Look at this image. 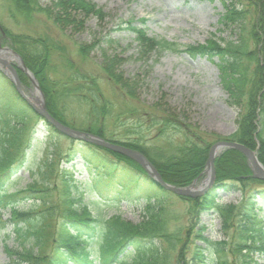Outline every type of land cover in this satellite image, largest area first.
<instances>
[{
  "label": "trees",
  "instance_id": "obj_1",
  "mask_svg": "<svg viewBox=\"0 0 264 264\" xmlns=\"http://www.w3.org/2000/svg\"><path fill=\"white\" fill-rule=\"evenodd\" d=\"M7 1L13 8L10 12L12 17L16 14L29 18L31 14L40 12L38 0ZM222 1L224 13L219 22L230 31L229 36L211 39L204 45L180 47L166 39L147 36L145 29L136 27L133 21L125 22L124 28L135 35L142 48L140 53L169 51L183 52L191 58L216 57L227 103L239 108L236 130L225 138L197 131L172 111L163 110L162 113L168 118L161 121L163 117L160 116L153 122L154 125L162 124L158 127V136L166 139L167 135L179 136V141L175 143L168 141V150L160 148L156 151L144 146L143 135L138 134L139 130L135 127L126 126L121 133H112L103 125H98L108 110L105 106L97 107L101 103L95 97H89L96 88L94 77H81L78 74L76 85L48 80L45 73L50 49L45 47L43 41L28 35L5 33L12 49L20 54L38 80L47 111L55 119L77 129L62 114L64 107L57 106L61 102L58 101L60 97H75L88 107L85 118L90 125L80 131L141 152L165 182L186 186L204 169L210 146L221 139L236 141L256 150L257 158L264 166V133L261 128L264 120V0H252L253 11L248 6L239 8L231 1ZM47 13L61 28L71 26L79 29L76 24L79 15L86 17L101 13V10L89 0H52ZM247 15L252 16L248 21ZM139 22L144 24L143 19ZM0 38V42L4 43L5 37L0 35ZM90 49L83 47L79 53L82 57L88 56ZM110 61L105 56L101 66L105 78L117 81L116 85L119 83L120 89L133 97L135 86L128 79H123L116 72L114 60L112 63ZM17 73L20 83H27L22 72L17 70ZM85 86L89 95L84 92ZM1 95L0 209L7 208L10 212L9 220L13 223L12 232L16 242L14 248L4 246L8 258L5 264H112L116 261L120 264H264L254 258V255H259L264 260V216L260 207L255 206L256 197L264 199V180L251 176L246 158L240 151L228 149L214 159V183L204 194L195 198H181L164 190L137 162L121 153L72 138H68L71 146L62 152L56 142L59 132L38 116L0 71ZM35 120L40 121L43 128L44 149L40 156L39 143L31 148L27 142L29 138L25 136V131L29 129L27 125ZM22 123L25 126H18ZM169 129L172 134H168ZM131 135H140V138H130ZM73 153H79L86 163L80 171H89L98 178L105 175L102 187L93 184L82 188L72 173L64 170L60 171L62 177L56 180L59 172L56 162L59 159L69 162ZM84 154H97L98 158H89ZM23 169L30 178L24 186L11 192L8 187L2 186L9 177L20 178L18 175ZM253 186L257 187L251 189ZM236 189L245 196L237 206L219 201L221 192ZM100 191L110 193L112 205L115 206L123 201L137 202L136 197L142 196L144 203L140 221L132 223L120 215L94 218L90 203L95 205L100 202V197L96 198V193L100 194ZM86 193L93 202L85 200ZM27 200H33L29 209L20 210L19 203ZM173 200L183 202L184 208H187L190 225L186 228L181 226L172 230L169 227ZM206 211L219 215L221 230L228 234L227 239L206 237L204 225L199 224L194 228L199 215ZM55 215L59 223L50 229V219ZM192 237L201 244L192 243ZM50 239L52 248L48 254L44 250L50 244ZM176 247L178 251L173 260L168 251ZM186 254L189 256L186 257Z\"/></svg>",
  "mask_w": 264,
  "mask_h": 264
},
{
  "label": "rangeland",
  "instance_id": "obj_2",
  "mask_svg": "<svg viewBox=\"0 0 264 264\" xmlns=\"http://www.w3.org/2000/svg\"><path fill=\"white\" fill-rule=\"evenodd\" d=\"M89 1L94 3L95 7L101 10V13L86 17H80L79 15L78 21L76 20L79 29H73L71 26L61 28L58 22L49 17L47 11L52 0H38L40 12L31 14L29 18L16 16V14L12 17L10 14L13 11L11 4L7 0H0V29L5 35V42L2 46H8L12 49L5 32L41 39L45 47L50 49V56L47 61L49 65L45 73L48 80H59L62 83L67 82L76 85L79 75L81 77L84 75L94 77L93 82L96 84L94 92L89 95L90 92L87 93L86 86L84 92L89 97H95L102 104V106L97 104V107H107L108 114L105 115L102 121L100 120V124L98 122V125H103L112 133H121L123 127L126 126L133 129L135 127L139 130L138 134L143 135L144 146L151 150L158 151L160 148L168 150L170 147L167 145L168 141L170 143L179 141L177 140L179 137L177 134L167 135V139L164 136H158V127L162 124H153L154 120L160 118V116L163 117L161 121L168 118V116L165 117L166 114L162 113L166 109L178 115L179 119L187 122L197 131L207 135L214 134L220 138H225L235 132L239 108L229 106L227 103V95L221 85L216 67L218 62L216 57L211 59L205 56L191 58L183 52L173 53L169 51L140 53L142 48L135 35L124 28L126 21H133L136 27L144 28L149 37L163 38L176 43L180 47L196 44L204 45L211 39L215 40L229 36L230 31L219 22L224 13L222 0ZM224 1L227 3L231 1L239 8L248 6L249 10L253 11L252 0ZM251 17V15H247L246 20L248 21ZM141 19H143L144 24H140ZM83 47L92 48L88 56L82 57L79 53V50ZM37 49H40V47H37ZM105 56L110 58L111 61L114 60L116 72H119L123 79H128L130 84L135 86L133 97L126 95V91L120 89V84L117 83L118 85H116L117 81L105 78L103 70H101ZM6 60H9L8 62L12 65L19 84L22 85L17 73L19 69L14 65L16 61L9 57ZM0 69L5 73L4 67H0ZM50 69L51 72L49 73ZM22 74L27 80V83L22 86H25L23 91L28 97L35 89L26 74L23 72ZM7 78L9 79L8 75ZM1 98H3L2 95ZM58 101L61 102L57 106L64 107L65 110L62 114L68 122L77 128L75 130L84 129L90 125L85 118V109L88 110L85 104L78 102L75 97L67 98L63 96ZM44 102L46 106L45 98ZM118 116L119 118H117ZM122 123L125 126H120ZM262 124L261 128L264 133V120ZM18 126H25V124L22 123ZM27 126L29 128L25 131V136L29 138L27 142L32 146L31 148L39 143L38 156H40L41 150L44 149L42 123L35 120ZM169 133L172 134L173 132L169 129ZM58 134L59 137L56 142L59 143L61 151L65 152L71 146L68 140L69 137L62 133ZM140 135H131L130 138H140ZM84 156L98 158L97 154H84ZM56 165L59 171L56 177L57 181L62 177L61 172L64 170V172L72 173L73 178L82 188L93 184L102 187L105 181L104 178H106L105 175L98 178L91 173H88L90 175L87 176L86 170L80 171V168L86 163L79 153H73L69 162H66L65 159H59ZM206 173L204 169L201 171L196 178L197 184L205 179ZM18 177L20 178H7L4 180L7 182L2 186L8 187V191L11 192L24 186L30 180L27 171L24 169L19 172ZM256 187L253 186L251 189ZM99 193H96V198L100 197L98 199L101 203L95 205L90 203L91 215L94 218L106 219L112 215H120L123 219L132 223L140 221L144 203L142 196L136 197L138 198L137 202L128 203V201H123L115 206L112 205L110 193L104 191ZM53 198H56V194ZM243 198L245 196L237 189L220 193V202L223 204H235L237 206L244 201ZM91 199L86 193L85 200L93 202ZM32 201H22L19 203L18 208L27 211ZM256 202L259 205L264 204L262 200L257 199ZM170 208L173 213L169 227L172 230H177L181 226L186 228L190 225V215L187 208H184L183 202L173 200ZM9 217L10 212L7 208L0 209V264H5L8 260L4 246L14 248L16 245L12 232L13 223L9 220ZM196 222L198 224L194 228H197L199 224L205 226L204 235L206 237L213 240L227 239L228 234L222 233V222L218 214L212 211L203 212ZM49 223L51 225L50 229L56 227L59 223L57 215L52 217ZM191 242L201 244L195 237L191 238ZM191 247L192 244L190 243L189 248ZM51 248L50 239V244L48 243L44 251L50 254ZM177 251L178 247L173 251L169 250V257L174 260ZM188 256L186 254V257ZM254 258L264 262L259 255H254ZM112 264L120 263L116 261Z\"/></svg>",
  "mask_w": 264,
  "mask_h": 264
},
{
  "label": "water",
  "instance_id": "obj_3",
  "mask_svg": "<svg viewBox=\"0 0 264 264\" xmlns=\"http://www.w3.org/2000/svg\"><path fill=\"white\" fill-rule=\"evenodd\" d=\"M7 54H10L11 55L10 58L16 61L14 65H16L17 68H19L21 71H23L27 75L32 86L37 90L40 98L42 99L41 106L39 107L35 106L28 99V97L23 93L12 65H10V63L8 62L9 60H6L8 58ZM0 67L5 68L4 70L5 74H7L10 80L15 84L18 93L23 96V98L27 101V103L60 133L68 137H71V138H78V139H83V140L93 142L97 145L106 147L115 152L128 156L129 158L133 159L138 164H140L147 171L149 176L156 183H158L162 188H164L165 190L171 191L172 193L176 195L183 196V197H197V196H200L206 189H208L214 181L213 160L220 152L227 150V149H236L240 151L247 159V162L253 172L252 176L264 180V167L258 161L255 151H252L248 147L238 142L218 141L214 143L208 151L207 160L205 163V171L208 172V175H207L206 180L203 181V186H200L198 188H193L194 186L193 184L189 187L180 188V187H175L173 185H170L162 180L161 176L156 171L154 166L146 159V157H144L138 151H135V150H132V149H129V148H126V147H123V146H120L114 143H109L98 136H94V135L87 136L85 135V133L72 129L60 123L55 118H53L46 110V106L44 104L42 93L40 91L38 83L33 77V74L26 68L21 57L17 53H15L13 50L7 47L0 48Z\"/></svg>",
  "mask_w": 264,
  "mask_h": 264
},
{
  "label": "bare ground",
  "instance_id": "obj_4",
  "mask_svg": "<svg viewBox=\"0 0 264 264\" xmlns=\"http://www.w3.org/2000/svg\"><path fill=\"white\" fill-rule=\"evenodd\" d=\"M174 8V7H173ZM166 12V11H165ZM29 99L30 101L37 107L41 106L42 104V99L40 98L39 94L37 92H31L29 94Z\"/></svg>",
  "mask_w": 264,
  "mask_h": 264
}]
</instances>
